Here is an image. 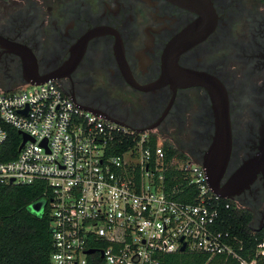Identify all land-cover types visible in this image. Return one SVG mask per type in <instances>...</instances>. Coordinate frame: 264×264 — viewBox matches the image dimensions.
<instances>
[{"label": "flooded vegetation", "instance_id": "1", "mask_svg": "<svg viewBox=\"0 0 264 264\" xmlns=\"http://www.w3.org/2000/svg\"><path fill=\"white\" fill-rule=\"evenodd\" d=\"M29 77L208 162L264 230V0H0V90Z\"/></svg>", "mask_w": 264, "mask_h": 264}, {"label": "built area", "instance_id": "2", "mask_svg": "<svg viewBox=\"0 0 264 264\" xmlns=\"http://www.w3.org/2000/svg\"><path fill=\"white\" fill-rule=\"evenodd\" d=\"M24 85L0 90V146L9 127L33 139L0 160V182H45L50 264H163L183 245L209 260L264 264V230L246 242L220 228L232 204L200 163L167 151L149 129L80 107L53 80Z\"/></svg>", "mask_w": 264, "mask_h": 264}, {"label": "trees", "instance_id": "3", "mask_svg": "<svg viewBox=\"0 0 264 264\" xmlns=\"http://www.w3.org/2000/svg\"><path fill=\"white\" fill-rule=\"evenodd\" d=\"M22 136L20 132L9 127L8 138L0 146V160L14 158L18 153ZM169 152H179L175 147L164 143ZM46 184L36 180L32 184H16L0 182V264H50L52 251V234L50 216L45 208L42 216L32 213L28 205L41 197L46 199ZM232 204V201H230ZM251 214L232 204L227 213L226 222L220 226L230 230L248 241L253 232L250 225ZM261 239L260 233L257 234ZM256 244V240H252ZM163 264H239V262L224 255L209 256L204 253L176 251L163 257Z\"/></svg>", "mask_w": 264, "mask_h": 264}, {"label": "water", "instance_id": "4", "mask_svg": "<svg viewBox=\"0 0 264 264\" xmlns=\"http://www.w3.org/2000/svg\"><path fill=\"white\" fill-rule=\"evenodd\" d=\"M48 80H53V78H51V77H47V78L29 77V78L26 79L25 83H43V82H46ZM67 95H68V93H67ZM70 98L74 102H76L80 107H82L84 109H87V110H89V111H91V112H93L95 114H98V113L92 111L90 108L80 104L76 100V98L74 96H70ZM98 115H100V114H98ZM100 116H102V115H100ZM104 118L111 119V118H108V117H104ZM111 120H115V119H111ZM115 121H117V120H115ZM222 122H221L222 123L221 124V130L219 131V133L217 135V138H218V140H216V144L217 145H219L221 142H225L230 137L229 135H227V133H228V130H227L228 128L227 127L228 126H226V123L224 124V122H225L224 119H222ZM142 129H148V128H142ZM20 133L22 134V138L23 139H22V142H21L19 148H21L27 140L32 139L27 133H22L21 131H20ZM261 142H262L261 153L264 154V125H263V127L261 129ZM201 165H203V167L206 169V173H207V176H208V182H209L210 187L213 189V191L215 193L221 195L224 198H228V199L233 198V194L232 193L227 192V191L223 190L220 187V185H219L220 176L211 168L210 164L208 162H201ZM11 181H13V179ZM261 229H262V227L257 228L255 230L260 231ZM184 250H185V245H183L181 247V251H184ZM92 251H94V249L87 250V252H92Z\"/></svg>", "mask_w": 264, "mask_h": 264}, {"label": "rangeland", "instance_id": "5", "mask_svg": "<svg viewBox=\"0 0 264 264\" xmlns=\"http://www.w3.org/2000/svg\"><path fill=\"white\" fill-rule=\"evenodd\" d=\"M27 85H23L21 87H17L15 89L12 90H7L8 92L11 91H18L22 88H25ZM88 94L89 97H98L100 94L99 92L95 89V88H89V90L86 92ZM45 203H46V198L45 197H41L39 199H37L36 201L30 203L28 205V209L39 216H42L45 212Z\"/></svg>", "mask_w": 264, "mask_h": 264}]
</instances>
